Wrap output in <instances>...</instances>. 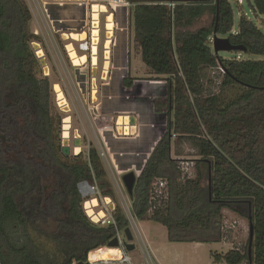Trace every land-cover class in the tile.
I'll list each match as a JSON object with an SVG mask.
<instances>
[{
    "label": "trees",
    "instance_id": "obj_1",
    "mask_svg": "<svg viewBox=\"0 0 264 264\" xmlns=\"http://www.w3.org/2000/svg\"><path fill=\"white\" fill-rule=\"evenodd\" d=\"M123 1L142 63L167 84L155 110L170 116L129 196L133 217L164 226L169 242L220 243L223 211H231L253 224L251 253L247 241L214 261L264 264V60L224 59L212 45L215 35L241 47L235 54L264 56V31L246 15L234 30L229 0ZM244 1L254 19L264 18V0ZM31 20L24 0H0V264L81 263L129 222L116 204L115 225H94L82 210L79 183H97L112 200L113 193L96 150L83 161L60 158V118L51 119V85L31 47L39 43ZM210 68L222 70L217 94L202 81ZM228 88L237 90L229 98ZM172 138L198 145L193 179L179 181ZM158 180L167 195L152 199Z\"/></svg>",
    "mask_w": 264,
    "mask_h": 264
},
{
    "label": "rangeland",
    "instance_id": "obj_2",
    "mask_svg": "<svg viewBox=\"0 0 264 264\" xmlns=\"http://www.w3.org/2000/svg\"><path fill=\"white\" fill-rule=\"evenodd\" d=\"M24 1L32 15L29 29L38 36L39 43H37L40 45L46 61L47 74L45 67L40 64L38 59L42 68L40 76L47 78L51 85V119L54 122L60 118L58 136L60 158L68 162L83 161L86 160L90 149L96 150L106 171L110 185L109 190L113 193L114 205L121 208L127 219L130 215L132 216L133 223L128 220V228L134 235L133 224H135L145 242L142 245L134 236V250L129 252L131 258L134 261L142 260V252L146 248L154 261L158 260L161 264H225L224 262H215L214 255L224 254L231 249H241L245 246L248 241V219L224 210L223 239L220 243H181L169 242L164 226L152 221H140L134 218L131 213V201L122 184V176L130 172H133L136 178L139 176L141 167L149 157L154 145L165 134L170 116L166 112L159 117L145 115V113L151 112L152 107L155 109L154 105L157 101L166 102L168 88L164 77L150 75L141 61L139 50L134 42L130 5L123 0ZM229 1L234 12V30H237L239 16L246 15L248 20L254 22L258 28L264 31L263 18H260L261 20L254 19L244 0ZM94 4L105 6L107 9L105 13L98 15L99 36L95 71L90 54L93 38L91 6ZM108 15H111L110 20L113 28L112 37L109 35V52L108 49H105L107 53H105L104 59L105 47L103 46L108 38L105 33ZM208 22L209 18H204L194 28ZM70 32L84 33V36L78 37L77 40H64L62 35ZM70 44L78 56L85 55L87 57L88 61L84 65L80 67L72 65L66 50V45ZM221 56L224 59L264 60V56L235 54L234 52H221ZM221 75L222 71L219 68L202 71L204 87L208 91L219 93ZM126 77L131 80L130 87L123 86V79ZM54 84L60 86L66 97L70 108L67 114L57 105ZM93 90H95L96 99L92 96ZM236 91L234 88H228L222 93L223 96L229 98L234 96ZM138 94L143 97H138ZM149 97L153 98L152 101H148ZM124 115L132 116L136 120L133 135L118 136L116 133L115 124L118 116ZM67 116L71 120V136L68 153L64 152V154L61 150L62 147L66 148L62 137L63 120ZM75 131H78L80 135L81 144L77 154L73 147L72 136ZM99 148L105 151L107 161L100 156ZM170 156L179 161L180 182L194 178V161L200 158L196 143L172 138ZM95 184L97 185L94 182L89 183L91 186H95ZM161 191L163 199L167 195L166 187ZM96 197L99 199V206L95 209L98 212L104 208L101 190ZM83 206L82 202L84 212ZM102 224L98 223L97 226H102ZM46 228L48 231H52L54 226L49 224Z\"/></svg>",
    "mask_w": 264,
    "mask_h": 264
},
{
    "label": "bare ground",
    "instance_id": "obj_3",
    "mask_svg": "<svg viewBox=\"0 0 264 264\" xmlns=\"http://www.w3.org/2000/svg\"><path fill=\"white\" fill-rule=\"evenodd\" d=\"M107 11L105 6L102 5H92L91 6V12H92V44H91V62H92V66L94 67L93 70L95 71V66L97 64V44H98V36H99V32H98V15L99 13H105ZM111 15H108L107 17V21H106V31H107V41L105 44V49H108V45H109V35H111V30L113 28L112 22H111ZM84 33L82 34H78V33H69V34H63L62 38L64 40L66 39H72V40H77L78 37H83ZM32 47L36 53V56L38 57V59L40 60V63L43 67H45V73L47 74V69H46V61L44 60V55H43V51L40 47V45L37 42H33L32 43ZM66 50L69 54V57L71 58V62L72 65L74 67H80L82 65H84L86 63V61H88L87 57L85 55H81L78 56L74 50V47L70 44V45H66ZM107 53V52H106ZM106 71V68H105ZM106 73V72H104ZM53 89L56 95V101H57V105L59 106V108H61L62 111H64V113H68L70 108L69 105L67 103L66 97L62 91V89L60 88V86L58 84H54L53 85ZM95 90H93L92 92V96L94 99L96 95ZM118 120H117V124L118 125V135H133L135 133V125H136V120L134 117L132 116H128V115H124V116H118ZM70 130H71V120L70 118L67 116L66 118H64L63 120V142H64V146L66 147L64 149V152L67 154L68 153V147L70 145V141L69 138L71 136L70 134ZM73 136V147L76 149V154L79 151L80 148V135L78 133V131H75ZM80 191L82 193L83 196H90L92 195V191L89 187V185L87 184H81L80 185ZM108 199V198H107ZM106 204L109 203V200L105 201ZM99 206L98 201L94 198L91 197L90 199H87L84 201V209L87 213L88 216H90L91 218H93L94 222H98L101 219H103L105 217L104 212L102 211H95V208H97Z\"/></svg>",
    "mask_w": 264,
    "mask_h": 264
},
{
    "label": "built area",
    "instance_id": "obj_4",
    "mask_svg": "<svg viewBox=\"0 0 264 264\" xmlns=\"http://www.w3.org/2000/svg\"><path fill=\"white\" fill-rule=\"evenodd\" d=\"M115 1H121V0H115ZM91 16H92V14H91ZM105 33L107 34L106 30H105ZM111 37H112V30H111ZM103 47H105V45ZM107 51L109 52V49ZM105 53H106V50L104 48V59H105ZM90 54H91V52H90ZM108 61H109V59H108ZM220 71H222V70L220 69ZM116 124H117V121H116ZM116 124H115V126H116L115 130H116V133L118 135V131H117V129H118L117 126L118 125H116ZM118 136H121V135H118ZM61 150H62V153H64V148L63 147H62ZM98 151L100 152V156L105 161H107V158L105 156L106 155L105 151L102 148H99ZM84 183L89 185L88 182H81L77 186L78 193L80 194L81 199H83V203H84V201L86 199H89L91 197H94L99 203V199L96 197V195H99V189L97 188L96 185L95 186L89 185V187H90V189L92 191V195H90V196H83L82 195V193L80 191V185L84 184ZM165 187H166V181L158 180L154 184V187H153L152 199L153 198L156 199V198L161 197V195H162V191L161 190L164 189ZM106 200H109L108 204L105 203ZM102 201L104 203V208H103V210H100V211L104 212L105 218L100 220V222H94L93 218L88 216L86 211L84 210V212L86 214V217L88 218V220L90 222H92L95 225H98V223H103L102 226H106V225H110V224L115 225V222H114V219H113V216H112L113 212H114V209H115V205H114L113 200H111V198H109V197H103ZM95 211H97V210H95ZM128 214L130 215L129 211H128ZM127 220H129V222L133 223V218H132L131 215H130L129 219H127ZM133 227H134V235L131 232V234L133 236V240H134V236H135L138 239V241L141 242L142 245H144L145 242L142 240L140 230L137 228V226H135V224H133ZM123 236H124L123 230L122 231H117L115 238H117L118 245L116 247H109L108 245L96 247V248L90 250L87 253L86 261L83 262V263L84 264H157V262L154 261L153 257L151 256V254L149 253V251L146 248H145L144 252H142V260L134 261L131 258V256L129 255V252L127 251V249H126L127 241H126L125 238L123 239ZM71 264H79V263L76 262V261H73Z\"/></svg>",
    "mask_w": 264,
    "mask_h": 264
},
{
    "label": "water",
    "instance_id": "obj_5",
    "mask_svg": "<svg viewBox=\"0 0 264 264\" xmlns=\"http://www.w3.org/2000/svg\"><path fill=\"white\" fill-rule=\"evenodd\" d=\"M212 45H213V50L215 53L233 52L236 50H241V47L231 45L228 39L219 38L215 35L212 38ZM136 179L137 178L133 172H130V173L122 176V183H123L124 188L126 189L128 196H131L133 193V188H134ZM248 222H249V227H248V253L250 255L254 230H253V224H252L250 218H249ZM123 234H124L125 239L127 241V243H126L127 251L128 252L133 251L134 250V245L132 243L133 242V236L131 234L130 229L128 227L125 228L123 230ZM107 245L109 247H116L118 245L117 238H113ZM79 264H84V263L81 262Z\"/></svg>",
    "mask_w": 264,
    "mask_h": 264
},
{
    "label": "crops",
    "instance_id": "obj_6",
    "mask_svg": "<svg viewBox=\"0 0 264 264\" xmlns=\"http://www.w3.org/2000/svg\"><path fill=\"white\" fill-rule=\"evenodd\" d=\"M149 73V72H148ZM150 74V73H149ZM150 75H153V74H150ZM142 93V92H141ZM139 95V94H138ZM141 95H139L138 97H140ZM143 96H141L140 98H142ZM153 98H148V101H152ZM151 112H147V114L145 113L146 116H148V114L150 115H155L156 117L158 116H163L165 114V112H157L153 107L151 108ZM154 111V112H153ZM134 245V244H133ZM158 264H161L160 262H158V260L156 261Z\"/></svg>",
    "mask_w": 264,
    "mask_h": 264
},
{
    "label": "flooded vegetation",
    "instance_id": "obj_7",
    "mask_svg": "<svg viewBox=\"0 0 264 264\" xmlns=\"http://www.w3.org/2000/svg\"><path fill=\"white\" fill-rule=\"evenodd\" d=\"M140 95V94H139ZM151 96V95H150Z\"/></svg>",
    "mask_w": 264,
    "mask_h": 264
}]
</instances>
